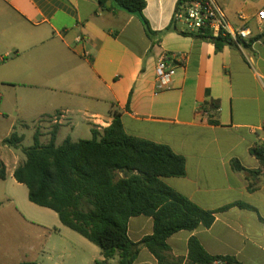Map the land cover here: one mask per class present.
<instances>
[{"label": "crops", "instance_id": "obj_1", "mask_svg": "<svg viewBox=\"0 0 264 264\" xmlns=\"http://www.w3.org/2000/svg\"><path fill=\"white\" fill-rule=\"evenodd\" d=\"M213 1L231 28L248 29L241 46L215 52L211 43L177 31L151 40L139 19L111 1L101 7L97 0H0V119L7 127L0 135L5 166V179L0 180V264L102 260L100 250L66 231L53 211L28 200L27 188L13 178L24 155L1 141L17 122L20 127L31 123L41 144L55 125L56 145L67 137L90 139L91 130L101 132L111 124L114 112L127 135L167 145L184 157L185 175L163 179L170 188L204 210L234 203L256 210L233 206L216 213L209 228L173 234L166 241L172 259L185 264L193 237L211 256L264 264V224L259 220L264 219V179L254 180L258 188L250 192L248 175L230 167L237 159L243 168L256 170L258 162L248 149L264 144V43L252 41L264 32V23L256 21L264 0ZM176 2L145 0L143 16L154 32L169 26ZM178 24L177 30L186 31ZM164 54L179 56V66L171 87L159 92L155 67ZM210 100L219 104L214 117L218 125H211L201 111ZM59 114L64 117L54 124ZM152 232V218L129 219L130 241L137 243ZM133 264L158 263L141 249Z\"/></svg>", "mask_w": 264, "mask_h": 264}, {"label": "trees", "instance_id": "obj_2", "mask_svg": "<svg viewBox=\"0 0 264 264\" xmlns=\"http://www.w3.org/2000/svg\"><path fill=\"white\" fill-rule=\"evenodd\" d=\"M107 1L139 19L151 40L164 32L177 31L182 36L211 43L215 52L244 43L239 40L237 44L221 34L213 36L206 30L202 33L177 30L175 14L184 4L197 0H177L174 16L162 32H154L144 18L145 0H97L101 7ZM254 40L264 43V32ZM201 111L211 125H218L214 120L219 112L217 101L203 103ZM57 130L58 126H52L46 144L40 143L38 130L33 134L31 146L24 147L23 136L16 132L1 144L19 149L24 155L13 178L27 188L28 200L53 211L63 226L98 247L102 260L95 264H133L141 249H147L158 264H180L181 260L170 255L166 243L170 236L179 231L209 228L216 213L233 206L256 211L243 203L216 211L204 210L170 188L163 179L185 175L184 157L167 145L127 135L118 112H114L107 128L101 132L91 130L90 139L72 141L67 137L56 145ZM248 153L258 162L256 170L243 168L237 159L230 161V167L234 172L248 175V191L253 192L258 188L254 180L264 179V144H254ZM4 179L5 166L0 161V180ZM137 216L152 218L153 232L134 243L127 236V224ZM259 220L264 224V219ZM187 248L185 264H211L216 259L239 264L231 256L209 255L193 237L188 240Z\"/></svg>", "mask_w": 264, "mask_h": 264}, {"label": "built area", "instance_id": "obj_3", "mask_svg": "<svg viewBox=\"0 0 264 264\" xmlns=\"http://www.w3.org/2000/svg\"><path fill=\"white\" fill-rule=\"evenodd\" d=\"M175 18L177 22L184 24L186 31L191 33H202V30H206L213 36L219 34L228 36L235 43L239 40H246L249 36V31L246 28L237 30L231 28L225 13L213 0H197L184 4L175 14ZM256 21L258 24L264 23V7L257 11ZM178 66L179 56L177 55L164 54L158 59L154 80L157 91H165L171 87ZM63 117V114L55 116L53 123H58ZM211 264L231 263L225 259H216Z\"/></svg>", "mask_w": 264, "mask_h": 264}, {"label": "rangeland", "instance_id": "obj_4", "mask_svg": "<svg viewBox=\"0 0 264 264\" xmlns=\"http://www.w3.org/2000/svg\"><path fill=\"white\" fill-rule=\"evenodd\" d=\"M217 2L219 3V5H221V0H217ZM178 27L179 28H183L184 27V24H182V23L179 22ZM6 128H7L6 127V123H3V121L0 119V135L6 131ZM34 131H35L34 130V127H33V125L31 123H29L27 127H23V126L20 127V123L17 122L15 124V129L12 132H17L18 135H22L23 136L22 145L24 147H28V146H31L32 143H33V139L32 138H33ZM61 135H62V133H61ZM47 221H48L47 222L48 225H52L51 224L52 223V219L51 218H49ZM50 227H51L50 230H52L53 233H56L57 232L56 230H55L56 232L54 231V229L52 228L53 226H50ZM65 230L68 231V232H71L73 234L75 233L74 231H71L70 229H67V228H65ZM91 246H93L94 248H96L98 251L100 250L98 247H96L93 244ZM85 252H86V255H88V256H92L93 255V253H90L88 250H85Z\"/></svg>", "mask_w": 264, "mask_h": 264}]
</instances>
